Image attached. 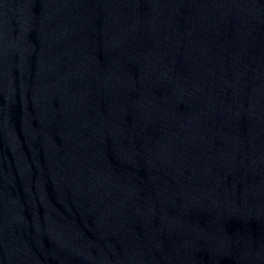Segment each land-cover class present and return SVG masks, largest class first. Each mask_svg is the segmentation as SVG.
Returning <instances> with one entry per match:
<instances>
[{
    "label": "water",
    "instance_id": "95a60500",
    "mask_svg": "<svg viewBox=\"0 0 264 264\" xmlns=\"http://www.w3.org/2000/svg\"><path fill=\"white\" fill-rule=\"evenodd\" d=\"M0 264H264V0H0Z\"/></svg>",
    "mask_w": 264,
    "mask_h": 264
}]
</instances>
